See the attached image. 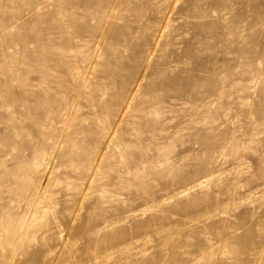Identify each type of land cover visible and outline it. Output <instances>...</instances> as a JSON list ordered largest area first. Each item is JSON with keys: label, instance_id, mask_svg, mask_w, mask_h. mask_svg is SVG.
<instances>
[{"label": "rangeland", "instance_id": "obj_1", "mask_svg": "<svg viewBox=\"0 0 264 264\" xmlns=\"http://www.w3.org/2000/svg\"><path fill=\"white\" fill-rule=\"evenodd\" d=\"M0 264H264V0H0Z\"/></svg>", "mask_w": 264, "mask_h": 264}, {"label": "bare ground", "instance_id": "obj_2", "mask_svg": "<svg viewBox=\"0 0 264 264\" xmlns=\"http://www.w3.org/2000/svg\"><path fill=\"white\" fill-rule=\"evenodd\" d=\"M43 156V155H42ZM40 159V158H39ZM42 160V159H41ZM40 162V161H39ZM42 169V168H41ZM37 171V170H36ZM95 171V170H94ZM34 182V181H33ZM33 184V183H32ZM29 192V191H28ZM45 194V193H44ZM43 194V195H44ZM45 196V195H44ZM45 199H46V196H45ZM31 210V209H30ZM27 221V220H26ZM3 222V221H2ZM17 223H19V222H17ZM20 223H22V222H20ZM11 225V224H10ZM7 226V225H6ZM19 226V225H18ZM10 227V226H9ZM20 227H22V226H20ZM6 229V228H5ZM9 229V228H8ZM8 229H6V230H8ZM13 229H15V228H13ZM22 229V228H21ZM16 230H18V229H16ZM19 230H20V228H19ZM9 231V230H8ZM8 233V232H7ZM10 233H11V231H10ZM12 234V233H11ZM21 234H22V232H21ZM106 240V239H105ZM69 242H71V241H69ZM106 243V242H105ZM67 247V246H66ZM103 248V247H102ZM241 249V248H240ZM237 254V253H236ZM106 255V254H105Z\"/></svg>", "mask_w": 264, "mask_h": 264}]
</instances>
